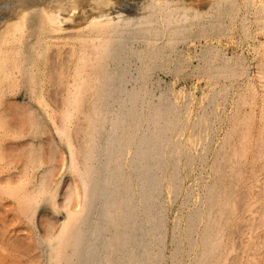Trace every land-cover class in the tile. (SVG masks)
I'll use <instances>...</instances> for the list:
<instances>
[{
    "label": "bare ground",
    "instance_id": "1",
    "mask_svg": "<svg viewBox=\"0 0 264 264\" xmlns=\"http://www.w3.org/2000/svg\"><path fill=\"white\" fill-rule=\"evenodd\" d=\"M198 1L149 0L143 11L145 14L139 12L144 14L148 30L153 29L155 20L162 21L169 33V42H173L183 27L186 30L190 24L196 25V32L202 36L211 33L226 35L238 29L243 40L252 31L250 24H254L258 30H264V0H205L200 1L202 5ZM120 2L121 0H0L2 264H5L7 254H3L4 251L1 250L8 251L10 247L8 254H11L12 249L17 252L18 254H13V251L10 255V259L16 264L21 252L27 250L26 240L17 231L38 227L36 214L44 200L48 201L56 214L62 213V220L60 216V224L54 231L50 230V227L54 228L53 220L45 217L41 220V224L47 228L46 232L49 230L50 233L44 237L40 234L42 237L38 238L39 246L42 243L48 253L46 264H78L77 259L82 256L86 238L83 228L86 203L91 196L94 173L98 171L95 169L97 140L105 120L106 101L109 100L107 97L111 76L108 60L111 59L116 36L121 32L122 25L126 24L125 18L123 20L120 14L123 5L120 6ZM225 18L229 23L222 22ZM210 52L202 73L211 86L220 78L233 81L242 71L241 61L230 58L221 60L218 50ZM258 52L263 56L261 60H264V48ZM178 96L182 99L184 95L179 92ZM243 101L244 97H241L232 105V111L225 117L224 135L218 145L212 146L211 156L205 161L209 179L203 184L204 198L189 213L185 243L182 249L175 252H182V258L189 260L178 258L175 264H264V153L256 142L264 130V114L258 115L260 118L257 128L260 130L251 137L252 141L249 136L251 131L248 132L252 113L240 108ZM129 113L137 121L134 128L125 134L122 145L127 156L131 157L140 126L136 112L131 109ZM206 117L197 115L193 118L186 114L181 120L177 118L178 121L169 124L181 132L189 130L186 140L177 141V155L183 149H188L189 156H193L190 151L202 138L195 128L206 123ZM45 120L54 124L53 127L68 152L69 168L74 175L73 184L67 186L63 193L62 208L58 207L57 202L61 181L53 184V180L64 162H59L60 151L57 144L42 138L45 133ZM159 120L160 115L156 112L153 122L158 124ZM114 151L117 152L115 148ZM246 154L247 157L244 158ZM167 155L169 156L168 153ZM191 156L185 162L187 169L192 165ZM116 188L113 206L108 213L111 223L119 219L131 201L128 195L122 194V190L128 188V183L119 184ZM171 188L175 191L177 189L175 185ZM242 223L246 227L244 230L239 229ZM125 228L127 229L126 226ZM114 237L115 240L119 239L118 235ZM33 243L36 248L37 242L34 240ZM129 258V264H136L135 257ZM83 261L85 262L82 260V263ZM11 262L9 264H13Z\"/></svg>",
    "mask_w": 264,
    "mask_h": 264
},
{
    "label": "rangeland",
    "instance_id": "2",
    "mask_svg": "<svg viewBox=\"0 0 264 264\" xmlns=\"http://www.w3.org/2000/svg\"><path fill=\"white\" fill-rule=\"evenodd\" d=\"M125 1L127 4H125ZM125 1L123 0L122 3L121 0L119 3L120 6L123 4L121 6L123 10L118 6L120 14L123 16L121 17L123 20L125 18L126 24L122 25L121 35L119 33L116 36L111 59L109 58L108 60L111 76L107 97L109 102L106 101V121H103L97 140L95 169L98 171L94 173L91 196L86 203L83 222L86 237L85 248L82 256L77 260L78 264H81L82 260L86 262L83 261L82 264H129V257L133 256L136 264H175L178 258L189 260V258H182L183 255H180L182 252L178 254L175 252L177 249H182L185 243L189 213L198 205L201 198H204L205 186L203 184L209 179L205 161L211 156L212 148L220 143L225 131V117L232 111L235 102L240 100L241 97H244V101L241 102L240 108L252 113L250 125H252L251 123L253 125H249L248 129V132L251 131L249 136L252 141V138L260 130L257 127L259 126V116L261 113L264 114V65H262L264 60H261L263 56L259 54L258 50L264 48V44H262L264 41V30H258L254 24H250L252 31L249 37L243 40L241 39L242 33L238 29L226 35L211 33L207 36H202L196 32L198 27L190 24L186 30L183 27L173 42H169V33L162 21L155 20L153 29L148 30V24L145 23L143 18L145 14L143 11H145L149 0ZM143 1L145 2L143 3ZM169 1L183 2L184 0ZM200 1L204 2L205 0H199L198 3H201ZM125 6H127L126 9ZM118 7L116 8L117 10ZM226 19L222 20L224 24L229 23ZM130 23L132 24L130 25ZM135 24L137 25L134 26ZM219 39L222 41L220 42ZM212 50L220 52L221 60L230 58L241 61V68L243 69H241L240 75L238 74L233 81L220 78L214 86H211L204 78L202 70L206 65V58L210 56V51ZM260 69L263 70L261 71ZM212 88L213 90H211ZM179 92L184 95L182 99L178 96ZM239 93L241 94L239 95ZM131 109L136 112L140 127L132 150L134 154L128 157L122 141L125 138V134L134 128L137 121V118L129 116ZM156 112L160 115L158 124L153 122V115ZM186 114L193 118L197 115L207 116L206 123H202L195 128L202 138L190 151L193 156L190 155L192 157V165H189V169L185 167V162L190 157L188 149H183L179 155L176 153L177 143H179L177 141L186 140L189 130L186 129L181 132L174 126H169L172 121H178L179 118L181 120ZM49 122L44 121L45 133L43 134L45 136L42 135V138L44 141L51 140L53 143L55 142V145L57 144L56 147L61 155H59V162L62 160L64 162L53 180V184L61 181L57 202L59 204L58 207L62 208L63 193L68 188L67 186L73 184L74 175H72L69 168L68 152L67 150L65 151L66 148L59 139V135L56 133L55 127H53L54 124ZM160 127L161 129H159ZM261 133L262 135L258 138L259 141L261 140L260 143L258 140L256 142L258 143L257 145L260 144L259 146H261L264 153V130ZM150 139L151 141H146ZM172 140L174 144L176 143L175 146H173ZM116 144L117 147L115 146ZM112 145L117 152L114 151ZM107 149L109 152H107ZM125 154L128 157V161ZM246 157L247 154L244 158ZM110 167H114V169ZM68 168L70 171L67 170ZM107 171L111 172L108 173ZM124 182L128 183V188L123 189L122 194L128 195L131 201L122 211L119 219L115 223H111L108 213L113 206L114 192L117 190L116 186ZM172 185L176 186V191L171 188ZM109 189L110 191L108 192ZM150 203L152 204L150 205ZM101 210L105 211V214ZM131 211L132 214L130 213ZM61 215L62 213H55L47 200L40 204L36 214V225L38 227L33 226L26 230L17 231L23 235L22 237L26 240L27 245L25 246L27 250L25 249L26 251L21 252L24 255L21 256L20 254V258H16V260L18 259L17 264L24 262V264L48 263L47 250L42 243L39 246L38 238L40 234L44 237L46 236L45 234L49 235L50 233L49 230L46 232L47 228L41 224V220L43 217L53 220L54 228L50 227V230L54 231L62 220ZM239 227H241L239 229H246L244 223L240 224ZM116 235L119 238L117 240L114 237ZM237 239L239 240V238ZM34 240L37 242L36 248H34ZM8 248V251H10L11 248ZM1 251H4L2 252L3 254H7L5 259L7 262L13 261V264H16L14 260L10 259L13 249L11 254H8L7 250ZM13 254L18 253L15 252Z\"/></svg>",
    "mask_w": 264,
    "mask_h": 264
}]
</instances>
